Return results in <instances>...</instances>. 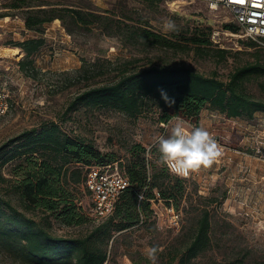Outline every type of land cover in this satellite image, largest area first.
I'll list each match as a JSON object with an SVG mask.
<instances>
[{"label":"rangeland","instance_id":"374dc122","mask_svg":"<svg viewBox=\"0 0 264 264\" xmlns=\"http://www.w3.org/2000/svg\"><path fill=\"white\" fill-rule=\"evenodd\" d=\"M10 1L0 0V47L16 48L14 43L35 37H43L44 42L30 56L33 70L19 66L24 55L19 47V56L6 57L0 53V100L4 104V111L0 112V153L4 150L6 155L14 145L11 140L24 130L54 121L68 135L86 139L95 149L111 157L105 164L93 166L112 165L125 172L132 160L134 143L149 151L146 155L150 164L155 162L159 166L158 144L154 138H167L177 118L163 124L157 122L158 110L154 107L131 118L110 107L93 108L83 104L65 114L68 102L92 86L114 81L125 67L136 70L159 64H185L204 74L216 73L226 79L236 66L253 59L251 40L243 35L231 15L223 9L212 11L201 0L37 1L62 14L64 8L83 7L113 15L114 25H141L166 36L175 34L163 32V24L168 19L175 21L179 31L189 32L196 26L210 29L216 41L213 40L208 53L172 50L149 43L132 44L120 32L107 33L93 24L71 23L68 30V17L65 22L55 18L40 31L29 30L21 11L6 7ZM217 47L226 49L224 57L215 54ZM246 90L264 99V78L253 77L246 83ZM179 119L186 129L205 127L220 146V156L211 167L185 177L186 190L177 209L167 205L156 193V199L150 202L152 212L143 221L114 233L106 246L108 259L104 264H151L145 254L149 247L160 249L157 264H177L170 262L167 252L185 239L200 207L210 211L211 246L190 264H264V113L256 112L249 119L227 118L204 109L198 124ZM1 160L0 174L8 181L0 180V195L9 198L28 216L43 217L39 210L25 208L15 190L9 188L15 179L12 169L17 159L5 164ZM149 169L152 171L151 165ZM80 190L78 195L85 205L86 195ZM170 207L179 214L177 227L171 223ZM86 217L83 223L70 226L51 218L50 230L70 237L85 235L100 223L91 216ZM0 264L18 263L0 252Z\"/></svg>","mask_w":264,"mask_h":264},{"label":"trees","instance_id":"16d2710c","mask_svg":"<svg viewBox=\"0 0 264 264\" xmlns=\"http://www.w3.org/2000/svg\"><path fill=\"white\" fill-rule=\"evenodd\" d=\"M45 5L37 0H11L6 7L21 11L29 30L40 31L45 23L55 18L65 22L68 17V30H71V23L93 24L107 33L120 32L132 44L149 43L180 51L193 49L197 53H208L214 45L210 29L202 27L166 36L141 25H114L113 15L95 13L83 7L64 8L62 14ZM226 26L232 29L231 25ZM43 42V37H35L14 43L13 46L24 52L18 62L22 69H34L30 56ZM251 43L253 59L236 66L226 79L216 73L204 74L185 64H159L136 70L125 67L114 81L92 86L75 95L64 113L83 104L93 108L110 107L131 118L154 107L158 110L157 122L163 124L173 118L198 124L204 109L227 118H252L256 112L264 113V99L249 93L246 83L253 77L264 78V47L252 40ZM214 49L219 57H224L227 52L219 47ZM11 142L14 145L9 149L10 153L6 155L3 149L0 153L1 164L17 159L12 169L15 179L9 188L15 190L25 208L43 213L39 219L28 216L9 198L0 195V252L18 264H104L108 259L106 246L114 233L143 221V217L152 212L150 202L156 199V193L176 209L185 194V178L170 173L166 166L150 164L146 155L149 151L140 143H134L132 160L122 172L128 178L129 186L119 194L112 213L97 219L88 214L87 203L83 205L78 193L82 188L87 200L84 181L88 169L94 163L105 164L111 157L95 149L86 139L68 135L54 121L24 130ZM159 156L158 153L156 160ZM0 180L8 181L1 174ZM144 188V198L139 199L138 193ZM87 215L100 223L85 235L70 237L50 230L51 218L70 226L83 223ZM210 227V211L200 207L185 239L183 237L178 246L173 245L167 252L170 262L190 264L209 250Z\"/></svg>","mask_w":264,"mask_h":264},{"label":"built area","instance_id":"2783aa9c","mask_svg":"<svg viewBox=\"0 0 264 264\" xmlns=\"http://www.w3.org/2000/svg\"><path fill=\"white\" fill-rule=\"evenodd\" d=\"M201 1H204L212 11L223 9L228 12L241 27L245 37L264 47V0H242V2L241 0ZM211 39L216 41L215 34L211 35ZM3 106L4 104L0 100L1 113L4 111ZM180 177L185 178L184 176ZM128 186V178L117 167H112V165L91 166L84 181L85 191L87 192L88 214L97 219L107 217L112 213L119 194ZM144 191L145 188L138 193L139 199L144 198ZM168 210L171 213V223L177 227L179 225V214L172 207Z\"/></svg>","mask_w":264,"mask_h":264},{"label":"clouds","instance_id":"9594fccd","mask_svg":"<svg viewBox=\"0 0 264 264\" xmlns=\"http://www.w3.org/2000/svg\"><path fill=\"white\" fill-rule=\"evenodd\" d=\"M179 28L175 21L168 19L163 24L164 33H178ZM162 95L164 93L162 92ZM158 144L159 160L161 166L177 176H188L201 168L213 165L221 154V148L212 134L205 127H194L187 130L184 122L177 118V122L171 128L170 135L165 138H154ZM157 247L145 249V254L151 264H157Z\"/></svg>","mask_w":264,"mask_h":264},{"label":"bare ground","instance_id":"6f19581e","mask_svg":"<svg viewBox=\"0 0 264 264\" xmlns=\"http://www.w3.org/2000/svg\"><path fill=\"white\" fill-rule=\"evenodd\" d=\"M0 53L4 54V56H12V55H21V50L19 48L14 47H0Z\"/></svg>","mask_w":264,"mask_h":264},{"label":"snow or ice","instance_id":"6c2138e0","mask_svg":"<svg viewBox=\"0 0 264 264\" xmlns=\"http://www.w3.org/2000/svg\"><path fill=\"white\" fill-rule=\"evenodd\" d=\"M241 2H242V0H241Z\"/></svg>","mask_w":264,"mask_h":264}]
</instances>
